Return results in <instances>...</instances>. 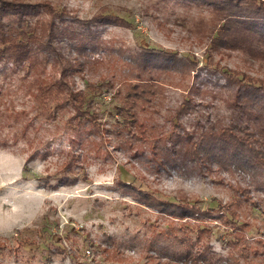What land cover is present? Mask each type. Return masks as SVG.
<instances>
[{"label": "rangeland", "instance_id": "374dc122", "mask_svg": "<svg viewBox=\"0 0 264 264\" xmlns=\"http://www.w3.org/2000/svg\"><path fill=\"white\" fill-rule=\"evenodd\" d=\"M219 17L188 0H0V36L26 40L35 33L38 39L20 64L11 52L0 57V264H148L146 255L172 256L178 247L157 234L167 218L146 195L213 208L205 220L209 234L195 245L209 246L206 263L264 264V185L254 186L240 170L185 167L171 152L180 150L184 132L194 139L234 117L230 71L264 83L263 39L251 42L257 45L252 53L209 49ZM49 20L51 46L42 42ZM148 55L158 60L144 62ZM64 56H87L90 63L61 73ZM54 79L65 83L59 84L63 93L82 89L92 114L79 115L69 105L50 119L47 107L61 95H45V106L32 91ZM139 82L152 84L153 92L134 112L152 128L145 142L127 148L121 145L126 135L113 127L121 125L127 84ZM160 152L173 161L157 160ZM236 181L249 185L257 204L239 199V219L227 225L215 216L226 214L221 204L233 198L230 183ZM240 225L252 247L246 259L230 245ZM195 230H188L191 240ZM113 246L121 259L106 257L103 249Z\"/></svg>", "mask_w": 264, "mask_h": 264}, {"label": "trees", "instance_id": "16d2710c", "mask_svg": "<svg viewBox=\"0 0 264 264\" xmlns=\"http://www.w3.org/2000/svg\"><path fill=\"white\" fill-rule=\"evenodd\" d=\"M188 1L200 5H208V7L210 6L216 10L218 16H220V23L213 30L214 33L212 32L213 34L210 35L208 41L210 50L243 48L252 53L257 45L254 46L251 42L254 39L264 40V0ZM50 11L51 9H49ZM57 14H53L52 17ZM103 18L105 22L110 17ZM53 29L54 22L52 20L47 21L46 26L42 28V32L44 33L42 42L49 46H51V38L55 35ZM37 41L35 33L29 34L26 40L22 39L19 34L1 35L0 57L7 58L4 53L11 52L8 53L9 58L14 63L20 64L24 54L28 50H31L28 45ZM77 46L84 47V42L77 43ZM52 51H55V49L53 48ZM75 57L64 56L67 65L66 68L61 69V73L69 71L68 69L77 70L78 65L83 66L90 63L87 56H85L84 61H78ZM160 58L162 59L163 57ZM150 60L155 62V60H158V57L152 55ZM150 60L149 55L143 57V61L146 63H149ZM144 65L147 66V64ZM141 74L144 73H138L135 77L138 78ZM226 78L233 86L229 103L235 108L234 117L224 125L216 122L215 125L201 131L194 139L190 138L188 132H184L186 140L179 146L180 150H171L172 148L170 150L172 153L180 154L176 160L184 163L185 167L189 164L193 165L192 167H199V170L202 171H214L215 168L216 170L225 168L230 173L240 170L242 173L248 174L250 183L254 186H259V184L264 185V83L239 71H230L226 75ZM59 84L63 85L65 83L54 79L50 82L39 84L32 91V96L37 102H43L47 94H53L54 97L61 95V98L52 106L47 107L50 110L47 114L50 119L55 118L57 111L59 112L60 109L69 105L79 115L92 114L89 113V100L82 89L67 88V91L63 93ZM151 86L152 84H149V82H139L133 85L127 84L126 90L122 94L123 104L119 110L121 125L119 127L113 125V130L117 132L118 136L124 137L126 135L121 143L122 146L134 148L135 144L133 141L143 143L148 139L149 135L146 133V130L152 128V122L138 117L136 112H134V108L138 100H150V97L148 98L146 93L150 95L153 92ZM44 103L46 106L47 103L44 101L43 105ZM186 104L187 102L184 103V106ZM87 118L93 117L88 115ZM160 153L162 154L156 157L157 160L162 158L161 161H173L167 158L164 155L165 153ZM22 170H27L26 165H23ZM230 186L233 190V198L221 204V208L227 212L226 214L221 212L220 215H216L215 217H218L224 224L234 225L232 221L239 219V214L235 208V205L240 202L239 199L250 200L253 202V206H256L257 203L252 200L248 184L236 181L233 184L230 183ZM144 197L149 204L167 218V227L159 230L157 234L167 236L170 242L178 247L177 250L172 251V256L162 255L160 251L156 256L146 255L145 262L148 264H178L175 260L183 259L184 261H190V264H208L206 262L210 257L209 246H204L201 250L195 249V245L201 241L204 234H209V228L205 225V220L206 217H213L211 215L213 208L200 210L184 203L180 204L155 199L153 195H146ZM190 218L193 219L191 220L193 223H190ZM183 219L184 221H180L181 223H175V221ZM193 228L196 229V232L195 238L191 240L188 230ZM232 234L234 238L230 243L231 248L237 255L246 259L249 252L252 251V247L246 245L244 242L245 233L242 225L234 228ZM103 251L108 253L106 257L109 259L117 260L122 258L120 256L122 252H119L116 246L111 247V249L106 247ZM250 263L258 264L256 261H250Z\"/></svg>", "mask_w": 264, "mask_h": 264}]
</instances>
